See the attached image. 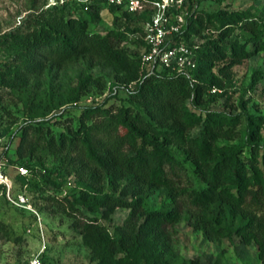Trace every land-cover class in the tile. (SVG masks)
<instances>
[{"label":"trees","instance_id":"trees-1","mask_svg":"<svg viewBox=\"0 0 264 264\" xmlns=\"http://www.w3.org/2000/svg\"><path fill=\"white\" fill-rule=\"evenodd\" d=\"M187 1L183 36L188 40V35L194 34L202 40L196 51L193 81L166 68L147 76V71L141 70L139 53L128 52L125 43L129 34L141 29L131 30L122 20L143 19L147 13L133 14L109 6L113 28L100 34L89 31L100 5L84 10V4L67 1L32 15L25 21V31L16 29L7 35L8 46L14 51L13 73L0 75L8 78L7 86L26 87L31 76L84 60L90 67L103 64L114 71L106 99L96 106H78L80 97L87 96L82 87L84 90L70 99L78 111L76 128L71 127L70 119L69 132L53 134L46 141L54 154H64L68 162L76 163L72 171L82 190L72 200L66 197L62 206H67L74 218L73 226L89 248L93 264H206L200 257L179 261L169 232L180 220L202 232L209 242L220 244L223 239L240 236L244 243H256L264 264V137L261 144H253L261 122L246 117L245 128L237 130L241 124L237 117L198 109L225 92V84L209 75L210 67L225 60L232 65L248 55L244 44L229 43L226 38L238 30L246 37L244 42L264 47L259 35L262 22L244 12H204L197 9L200 0ZM70 3L78 7L81 17L64 14ZM138 42L140 47L144 45L141 37ZM91 83L101 90L107 88L102 78ZM119 91L125 92L124 100L118 98ZM64 104L27 115L17 147L19 155L26 130L33 129L42 137L44 125L51 121L44 118ZM39 118L42 120L37 121ZM195 127L200 131L192 137L190 131ZM238 134L244 137V146L217 143ZM171 145L187 155V185L184 164ZM6 154L4 151V158ZM193 177L204 185L193 186ZM106 184L111 194L104 192ZM155 191L164 194L165 204L150 209L144 201ZM85 208L104 218L116 208L129 209L131 214L111 233L95 217L80 219ZM41 260L45 264L42 256Z\"/></svg>","mask_w":264,"mask_h":264},{"label":"rangeland","instance_id":"rangeland-1","mask_svg":"<svg viewBox=\"0 0 264 264\" xmlns=\"http://www.w3.org/2000/svg\"><path fill=\"white\" fill-rule=\"evenodd\" d=\"M74 2V1H73ZM52 0H0V75L12 72L14 51L9 48L7 35L19 29L25 31L32 15L45 12L53 7ZM70 3L64 14L79 18L81 11ZM78 5V4H77ZM213 13L218 10L226 12H244L247 16L262 22L259 34L264 39V0H200L198 8ZM84 10L85 9L84 7ZM143 14V13H141ZM96 22L89 26V31L105 34L113 28L109 8L104 5L97 10ZM147 15L143 19L122 20V25L130 29H143ZM122 26V27H123ZM141 31L129 34L125 47L130 53L141 50ZM248 33V32H246ZM256 35V37H259ZM226 40L229 43L244 44L248 55L240 62L230 65L229 60L210 67L209 75L225 84L224 94L198 109L208 112H221L237 117L241 124L237 130L245 128V118H258L261 122L257 132L259 137L253 144H261L264 137V47L246 43V37L238 30L231 33ZM202 40L194 34L188 35V43L200 45ZM86 60L70 64L63 69H53L37 77H29L26 87H12L5 83L6 77L0 76V164L3 174L10 181L9 197L0 188V264H26L28 259L39 252L45 264H93L89 248L84 244L82 236L73 226L74 218L69 216L65 198L70 200L80 195L82 188L77 185L78 177L72 170L76 163L68 162L63 155L54 154L47 146L53 134L69 132L77 125L78 111L70 103L76 93L87 90V96L80 97L78 106L101 104L110 94L108 85L114 80V71L103 64L89 66ZM160 67L157 68L159 70ZM102 78L107 83L105 90L91 83ZM118 98L125 99V92L119 91ZM64 105L51 111L44 119L51 121L44 125L42 137L33 129L26 130L22 152L17 153L20 135L27 125V115L41 112L47 106ZM115 104L119 102L114 100ZM125 104H127L125 102ZM42 120L41 118L37 121ZM200 127L191 129L192 137L198 135ZM245 139L241 134L232 140L220 139L219 145L244 146ZM32 147V148H30ZM171 150L184 164L183 170L187 185V155L174 145ZM6 151V157L3 152ZM247 150L244 151L246 153ZM245 155H248L245 154ZM188 165L193 167L189 161ZM190 167V168H191ZM192 169V168H191ZM48 170L56 174L48 176ZM71 172L69 173V171ZM193 186L204 184L198 177L191 178ZM105 193H112L106 184ZM164 194L160 191L147 195L145 204L150 209L163 207ZM59 201V202H55ZM67 209V210H65ZM80 219L95 217L111 233L129 218V209L116 208L104 218L100 212L82 210ZM169 232L174 250L179 261L200 257L206 264H261L259 248L254 242L244 243L240 236L233 240L223 239L220 244L209 242L202 232L194 230L186 221L180 220Z\"/></svg>","mask_w":264,"mask_h":264},{"label":"built area","instance_id":"built-area-1","mask_svg":"<svg viewBox=\"0 0 264 264\" xmlns=\"http://www.w3.org/2000/svg\"><path fill=\"white\" fill-rule=\"evenodd\" d=\"M67 1L84 4L85 9L92 4H99L105 7H121L133 14L147 13L140 33L144 43L139 52L141 70L147 71L149 76L158 67L166 68L177 76L193 81L192 71L196 67V51L199 45L188 43L183 36L187 28V0H52L49 7L62 6ZM0 186H3L9 197L11 185L8 177L3 174L1 164ZM41 254L39 252L32 255L26 264H43Z\"/></svg>","mask_w":264,"mask_h":264}]
</instances>
